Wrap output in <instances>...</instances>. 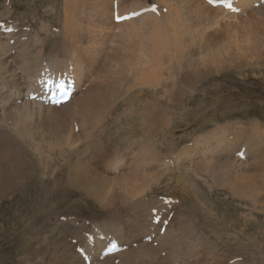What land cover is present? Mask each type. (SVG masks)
Masks as SVG:
<instances>
[{"label":"bare ground","instance_id":"1","mask_svg":"<svg viewBox=\"0 0 264 264\" xmlns=\"http://www.w3.org/2000/svg\"><path fill=\"white\" fill-rule=\"evenodd\" d=\"M21 1L24 3L17 6L15 0H5L3 5L0 0V22L12 20L19 29L15 33L0 32V211L7 201L23 209L15 211L5 223L10 228L9 238L13 234L20 239L18 228L23 224V233L36 238H28L25 243L13 238L15 244L26 255L33 253L32 243L36 241L47 245L49 264H85L76 248L85 247V232L95 229L114 235L126 249L100 260L104 246L100 243L88 248L90 264H223L222 257L212 251L219 245L208 223L202 229L208 230L210 237L199 240L189 233L186 204L199 188L193 183L189 186L174 173L177 167L192 165L184 173L192 175L193 181L199 178L205 185L211 178L219 185L223 180L220 185L228 186L231 194L243 192L255 207L259 200L264 208V130L250 125V137L254 138L247 143L250 147L245 159L251 156L253 168L243 164L245 159H232L240 147L229 136L240 135L236 137L237 128L228 125H217L216 130L199 135L191 145L173 151L185 135L176 137L170 114L158 119L157 101L165 102L163 110L175 111L188 94L213 87L218 81L213 77L221 72L241 70L253 61L264 66V3L237 0L240 12L227 16L230 11L212 7L205 0H132L129 4H125L128 0H117L121 14L152 3L160 6L161 13L160 17L146 13L116 23L113 0H64V16L59 20V31H54L50 17L56 5H49L52 0ZM176 1L184 8L177 10ZM258 2L259 7L254 8ZM39 5L44 9L41 16ZM164 9L166 12H162ZM191 12L194 17L185 20L183 14ZM13 13L16 16H11ZM161 20L168 23L162 35L151 26ZM238 34L244 40L236 41ZM57 37L64 44L59 46ZM168 60L183 68L177 71L176 81L170 78L173 84L169 87L167 76L171 73L166 79L161 77V65L164 62L168 66ZM70 66L77 77V90L69 102L43 106L26 99L42 70H65ZM136 98L144 104L136 107L135 117L126 118L130 130L116 134L119 137L114 143H110L109 136L104 138V129L94 131L104 119L108 123L125 118L128 114L119 113V109ZM223 128L230 129L224 136ZM81 142L83 146H79ZM166 155L172 164L165 163ZM160 182L164 183V195L182 204L174 201L164 205L159 198L152 201L143 196L151 185L158 188ZM156 209L163 215L158 224L152 222V211ZM63 216L65 222L60 220ZM183 218H187L186 225ZM166 219L169 223L161 233ZM236 235L240 238L239 231ZM148 236H153L151 242L144 240ZM27 258L24 264H31ZM236 258L230 257V264H239L234 262ZM22 259L18 260L20 264Z\"/></svg>","mask_w":264,"mask_h":264},{"label":"rangeland","instance_id":"2","mask_svg":"<svg viewBox=\"0 0 264 264\" xmlns=\"http://www.w3.org/2000/svg\"><path fill=\"white\" fill-rule=\"evenodd\" d=\"M131 1L132 0H128L125 4H129L131 3ZM3 2H5V0H1L2 5H3ZM15 2H17L16 3L17 6H19L18 3L20 2H21L20 4L24 3V2L22 3L21 0H15ZM142 2L144 3L145 0H141L140 3ZM149 2H153V0H149ZM53 4L56 6H54L55 12H52V17H50V23H51V26L54 27L53 28L54 31L55 30L59 31L58 30L60 26L59 20L62 19L64 16L65 4H64V0H52L49 3V5H53ZM136 4H139V3H136ZM183 5H180V2L176 1L177 8L176 7L175 8L177 10L183 9L184 8ZM125 6L126 5H124V8ZM255 7L258 8L259 6L255 4L254 8ZM37 8L40 11L39 12L40 16L44 14L43 7L39 5ZM213 10L215 11L219 10L218 12H222L221 9H213ZM228 13L230 14H226V13L224 14H226L227 16L233 15L231 14V12H228ZM14 15H15L14 13L13 15L11 14V16H14ZM190 15L194 17L191 12L190 14L187 13V15L183 14L184 16L183 18L186 20L187 16H190ZM187 21H190V20H187ZM167 24H165V21H162L161 23H153L151 26L152 27L155 26L156 28L155 32L157 33L160 32V34L162 35L165 32V29L166 31L168 30ZM208 28L213 29L212 26H209ZM25 30H29V29H25ZM238 35H241V36L239 37ZM238 35H236V37L239 39H236V41L237 40L239 41L240 38L241 40H244L243 39L244 37H242V34H238ZM229 40H232V38ZM55 41H58L57 43L59 46L61 45V43L64 44L63 40H60V37H57ZM132 42L133 41H131L129 44H131ZM175 63L176 62L169 61L168 66L164 62H163L164 65L163 64L161 65V69H163L161 77L164 76L163 78L166 79L165 76L171 73L169 76H167V78H169V81H168L169 83L166 84L168 85V87L169 85L173 84L172 82L170 84V80L174 79V77L177 79V74H179L178 72L180 70H183L182 67H180L181 68L180 69V68H177V66H173V64ZM245 67L244 68L241 67V70L239 68L229 69L228 71L221 72L219 74L220 76L216 75L215 77L217 78L213 77V79L218 80V81L213 84V87L210 86L211 87L209 88L210 91L209 90L201 91L199 89L195 90V94H192V93L188 94L184 98L185 101L180 106V109L178 108L175 111H166L165 109L163 110L165 106L164 104L165 102L157 101L158 102V114H159L158 119L162 118L161 116H163L164 114L166 115L170 114L172 117H174L173 119L174 124L171 126V128L174 130L177 129L176 132H174L176 137H179V135L183 136L182 134L185 135V137L183 138V142L181 144H178V146L175 149H172L173 151L178 152L185 144L191 145V143L199 135H202L206 132L211 133L213 130H216L218 126L221 127L223 125H228L232 129L233 127H236L238 130V132L235 133L236 137H238V135H240V137L235 138V137L229 136L232 139V143H237L236 145L237 147H241V145H245L246 150H248L250 146L247 143H252L250 142V139L252 140V138H254V137H250L252 135V129L251 131H249L250 125L251 126L255 125L257 126V128H260L261 126L260 129L264 130L263 129L264 128L263 127L264 126V66H261V64H256V62L253 61L251 66L247 65ZM258 67H262L263 70L257 69ZM164 69L166 70V72ZM169 69L170 71H168ZM163 74H166V75H163ZM176 79H174V81H176ZM138 101L139 100L136 98V100H134L133 102H130L128 105L124 104L123 108L119 109V113L121 112V114L124 113L125 115L126 113L128 114L126 115L125 118H120L119 122H112L113 120H110L108 123H105L104 121L105 119H104L99 124H97V127L95 128L94 131L100 132L101 129L102 130L104 129L103 132L106 133V134H103L104 138L107 139L109 136L110 143H114L116 140L115 139L116 136L119 135L118 133H125L124 130L125 131L130 130L131 123L129 122L130 120L128 119L135 117L136 107L138 106L139 108L143 106L144 104V102L140 103ZM132 103H134V105ZM124 108L127 112L124 110ZM178 114H181L182 116L178 117ZM204 123H206V125H204ZM76 128L77 127L75 126V131L77 132L79 129L77 128L76 130ZM171 128L169 129L170 132H171ZM228 130L230 129L223 128L222 135L224 136L228 132ZM169 131H167L166 133H168ZM134 139L135 138H130V141L131 142L136 141ZM262 143L264 145V139L262 140ZM120 145H122V143H120L118 146ZM79 146H83V143L81 142ZM107 146L110 147L111 144L108 143ZM163 149L165 150V148ZM127 153L125 154V158L127 159V160L125 159V165L128 168V165H129L128 161L130 157H129V152ZM162 153L165 154L164 151H162ZM107 155H99V158L103 159L107 157ZM167 155L164 157L165 159H167V160H164L166 161L165 163L168 164L169 162L172 164L171 158L169 156H168L169 158H167ZM245 158H246V155H245ZM109 159L111 160V157H109ZM168 159H170V161ZM232 159H237V158L234 157ZM243 162H244L243 164L247 163L246 166L253 168L254 161L251 159V156H249ZM252 162L253 164H251ZM191 166L192 165L187 166V168L185 167L184 169L177 167L176 168L177 172L175 173L172 172L174 174L179 175V177L180 176L183 177L184 180L188 181L189 186H192V183H193L197 188H199V190H197V193H193L191 194V197H188L190 200L188 201V204H186L187 206H189L187 207V210H188L187 214L190 212L188 214L189 223H190L189 233L191 234L193 232L195 234L194 235L192 233L191 236L193 238L197 236L199 240L204 237L205 238L210 237L211 235L209 231L208 230L204 231V229H202L205 226H207L206 223H208L211 229L214 230L216 234V236H212V237L218 240V245H219V249L215 248V249H212V251L215 250L214 253L215 254L217 253L219 255V258L222 257L220 259H222V261L224 260L223 264H226V263L230 264L231 262L230 257L234 255H236L237 257L234 261L239 262V264H241V262H247L246 264H264V211H263L264 208L263 206H261L262 204H260L258 200L256 203V207H255L254 204L251 202L250 198H247V197L244 198L245 194L243 192L236 191L237 194L234 196L233 194L230 193V189L228 186L225 187V185H220L222 184L221 181L223 182V180L220 181L219 185H217L218 181L216 182L217 183L216 184L215 183L216 180L215 179L212 180L211 178L209 180V184L206 183L205 185L200 183V182L205 183L202 179L198 178L197 182L193 181V179L191 178L192 175L186 176L184 173L186 169L191 170L192 169ZM178 169H180V171ZM123 170H126V169L123 168ZM221 171L222 170H220V172ZM163 172H167V171L163 170ZM163 172L161 171L160 173H163ZM157 175H159V173H157ZM188 177H190L189 180H188ZM160 183L161 184L158 186V188H154V186L151 185L152 187H149V189L147 190L148 192L145 191L143 196H145L146 198H150L151 200L153 199L152 201H156L158 200V198L160 199L162 195L165 194L164 190L162 189V187L164 186V183L162 182ZM208 185H210L211 187L209 186L208 188ZM240 189L243 190V188H240ZM35 195H36V192L32 193L33 197H35ZM164 196H167V195H164ZM167 197H171V196H167ZM172 198L174 199V201L177 202L176 204L179 205L178 201L180 200L179 199L176 200L174 197ZM191 200L192 202H190ZM194 201H196L197 203L199 202V203L197 204ZM193 202L196 204H194ZM200 203H203L204 205ZM180 204H182V202ZM198 205H201V206H198ZM191 207L193 208V210L191 209ZM29 208H31V204H29ZM22 210L23 209L20 208L18 205L17 206L12 205L11 201H7L6 204L2 205V209L0 211V229H1L0 230V264H20L18 260L20 258L22 259V257H23L22 262H21L22 264H24L25 257L26 258L28 257L27 259L31 260L30 261L31 264H49L50 256L46 253L47 245L43 246V244H39L40 241L39 242L36 241L32 243L33 246L30 244V246L33 247V253H31L33 255L31 254L26 255L24 253V250H20L15 244L13 240V238H15V235L12 234L11 237L9 238L8 235H9L10 228L7 227L5 223L8 222L9 219H11V216L13 215L15 211H22ZM206 210L208 211L210 210V212L212 213H208V211ZM193 214L195 216H192ZM190 216H191V219H190ZM186 219L187 218L182 219L183 225L187 224ZM60 220H63L64 222L66 221L65 219H62V217L60 218ZM88 222H90V218H87V223ZM10 223L11 221L9 222V224ZM235 224L237 227H235ZM22 226L23 224L20 225L18 228V233H20L22 237L20 239L15 238L18 242L25 243L28 240V238L30 239L36 238L35 235H30L29 237L28 234L23 233ZM4 230H7V232L6 233L3 232ZM236 231L240 232V238L236 235ZM86 233L88 232H85V234ZM244 234L247 235L246 236L247 240L242 237ZM197 237L196 239H198ZM38 238H39L38 240H40L41 235H39ZM226 240H229V243L225 242ZM254 242L257 245L259 244L258 245L259 247L255 244L252 245ZM242 247L243 248L247 247L246 248L247 251H245L246 249L243 250ZM223 254H225L229 260L226 261L227 258L223 256Z\"/></svg>","mask_w":264,"mask_h":264},{"label":"snow or ice","instance_id":"3","mask_svg":"<svg viewBox=\"0 0 264 264\" xmlns=\"http://www.w3.org/2000/svg\"><path fill=\"white\" fill-rule=\"evenodd\" d=\"M230 6V5H229Z\"/></svg>","mask_w":264,"mask_h":264}]
</instances>
